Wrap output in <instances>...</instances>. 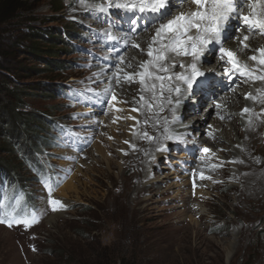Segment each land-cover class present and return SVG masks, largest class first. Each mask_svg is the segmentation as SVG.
I'll list each match as a JSON object with an SVG mask.
<instances>
[{"label": "rangeland", "instance_id": "1", "mask_svg": "<svg viewBox=\"0 0 264 264\" xmlns=\"http://www.w3.org/2000/svg\"><path fill=\"white\" fill-rule=\"evenodd\" d=\"M10 3L13 7L19 6L12 17L3 10V6ZM86 3L92 5L86 7L89 13L85 16L74 15L75 18L71 10L81 4L80 0H0V10L3 12L0 13V61L6 60L7 63L30 69L42 68L36 64L34 57L20 55L25 44L20 40L21 36L31 26L41 30L60 29L67 36V41L62 40L66 45L58 43L55 48L62 49L57 59L64 62V70L38 75L24 74V78L18 79L19 83L49 82L64 89L65 94L61 98H31L24 103L27 111L45 115L55 122L64 136H59L57 142H54L52 135L46 136V144H53V149L41 157L42 165L56 177L59 184L56 190L50 192L36 184L37 176L31 169L19 172L30 193L33 209L42 214L37 223L27 228L23 224H14L12 227L0 224V264H119L120 261L128 264H229L231 254L226 244L231 240L223 234L240 227L233 225L235 215L231 208H220L217 201L207 206L198 200L205 194L203 188L211 185L207 184L209 182L199 183L195 176L198 170L195 164L201 163L202 157H207L203 155V145L193 146L192 140L197 142L200 136L198 131L194 132L195 139H180L173 144L174 147L168 144L159 158L154 159L150 174L142 184L149 189L140 196L139 199L143 200L140 204H135L133 194L117 197L111 190L113 180L100 174L110 173L112 179L121 175L122 164L119 162L116 161L114 169L110 170L107 166V162L112 159L109 150L119 156L123 154L124 148L119 141L134 128L135 115L129 110L128 100H122V108L114 107L119 105L117 101L108 103L111 96L118 93L115 89L113 93H102L107 85L101 81L102 77L88 79V76L92 69L112 73L106 69L114 68L119 58L126 57L127 50L131 51L130 58L134 62L141 52L136 48L121 50L124 41H134L133 36L125 30L131 26L134 28L131 20L135 19L129 18L125 9L121 10L124 30L117 19L121 16H115L111 8L105 12L98 10L104 0ZM184 3L189 4L191 0H185ZM54 4L60 7L56 14L53 12ZM177 10L179 8H172L170 15L154 23H166L175 16ZM150 18L146 19L149 24L152 22ZM136 20L141 28L135 34H144L148 29L146 21ZM236 31V34L240 32L237 28ZM106 32L119 39L108 41L104 35ZM115 43L119 46L116 47ZM40 45L41 49L44 48ZM213 56L208 54L200 61L201 65L215 66L220 58L219 51L214 50ZM181 64L177 67L180 68ZM225 68L230 70V76L226 79L232 78L231 72L236 69L231 64ZM237 72L240 77V72ZM227 82L231 83L232 79ZM252 84H248L249 89L258 88L257 82ZM238 85L234 82L232 90H238ZM222 92L225 94L226 91L215 92L210 99L203 101L199 96L202 93L196 91L192 102L184 103L180 113L187 107L208 111ZM104 118H111V123H105ZM215 118L218 116L215 115ZM222 120L227 123V119ZM113 127L117 128L114 132L111 131ZM202 128L209 130L212 123L208 122ZM108 130L111 133L109 135L106 132ZM221 144L228 148L231 146L225 142ZM9 159L14 160L12 156ZM216 184L219 190L213 194L222 197L230 182L224 180ZM49 197L64 202L66 207L52 211ZM21 214L24 215V211ZM199 216L211 220L204 225V229L209 227L211 232H204V236L216 238L219 254H213L207 246H199L193 229L190 233H184L186 226L199 227ZM256 231L244 243L243 255L237 257L236 264H241L246 258L250 259L247 264H264L258 252L259 246L264 245V223L259 224ZM221 239L227 240L226 243ZM249 254L253 256L248 257Z\"/></svg>", "mask_w": 264, "mask_h": 264}, {"label": "bare ground", "instance_id": "2", "mask_svg": "<svg viewBox=\"0 0 264 264\" xmlns=\"http://www.w3.org/2000/svg\"><path fill=\"white\" fill-rule=\"evenodd\" d=\"M86 1L91 2L93 0ZM184 1L173 0V8H179V10L175 12V16L179 15L181 12L187 13L192 8L190 5L192 3L185 4ZM107 2L108 0H104V4H107ZM116 2H125V0H116ZM71 4H69V7ZM192 9V11H194L196 7ZM111 10H113L115 16H121L120 18L117 17V19L119 21V26L125 30L124 23L121 22V19H124L121 10L124 9L112 7ZM71 11L73 17L76 18V16H85L88 14L89 8L87 9L84 5L79 4L77 7H73ZM127 12L131 19H142V21H146L149 32L147 29L144 34L138 35L131 31V26L129 30L125 31L133 36L134 41H124L121 50L127 48L134 49L135 47L132 45L135 43L140 46L136 49H139L137 51H140L141 55L137 56V61L134 62L132 58H130L132 56L131 51L127 50L125 51L126 57L117 58L118 64L114 68L106 69L111 70L112 73H108V71L105 70L98 71L97 69H92L88 76V79L92 77H102L101 81H104L107 85H104L105 88L102 89L101 92L105 93L104 90L110 88L111 91L109 93H113L112 90L114 89L118 93L115 95L116 99L113 100V103L117 101L119 105L114 107L122 108L123 106L120 105L123 102L122 100H128L129 110L135 115L134 128L119 141V144L124 148L123 154L119 156L113 150H109L112 159L107 162V166L111 170L114 169L116 163L119 162L122 164L121 175L115 176L112 179L110 173L100 174L109 180H113L111 186L113 194L117 197L119 196V198L133 194V196L135 195V204H140L143 202L142 199H139L140 196L145 194L149 189L142 184L145 179L147 180L150 174V168L153 165L154 159L159 158L168 144L174 147L173 144L180 139H186L188 137L195 139L194 132L198 131L200 136L197 142L192 140L194 142L193 146L198 147L203 145L204 148H208L210 151L207 153L204 152L203 155L205 154L207 157H202L201 163L197 162L195 164L196 169H198L195 171V176L198 177L197 180L199 183L209 182L207 184H211L205 188H203L204 184L201 185L205 190L203 191L205 194L198 198V200H201V202L207 206L217 201L220 208L232 209L235 215L233 225H239L240 228L232 232H225L223 236L231 240L229 244H226V248L231 254L229 264H236L237 257L243 255L244 243L249 240V236L257 233V231L255 232V228L259 224L264 223V80L257 78L264 77V65L259 63V60L262 58L261 53L257 51V49H264V35L259 32H248L242 21L236 19L230 20L228 34L233 38L225 40L223 47L231 50L235 54L242 68H245L246 74L240 75L239 77L236 74L238 73L237 70H234L235 72L231 70L232 78L226 79L230 76L228 72L230 70L227 69L226 71L225 68V66L229 64L226 60L227 56H225L224 60L219 58L215 62L217 63L215 66H202L199 61L197 66L200 71L205 73V76L200 78L201 83L205 81L202 83H206L205 87L197 88L191 93L185 91L183 95L178 96L175 92H169L167 89L169 86H181L182 89L186 88V86H182L179 81L175 80L173 74L189 71L187 68H178L177 66L179 63L184 65L190 64L192 62V57L168 53V58L160 62L169 69L167 73H157L155 67L142 68L141 64L150 59L146 54L148 45L151 43L152 37L155 35V29L159 27V24H155V21L150 22V24L147 22L149 20L146 19L151 16L150 14H141L138 11ZM241 12L245 15L248 14L249 9L247 8V0H243ZM236 28L240 31L237 34ZM251 34H254V36L251 37ZM246 35L249 36V40L245 41V43H247L249 47L244 49L240 41L243 40ZM115 44L116 47L119 46L117 43ZM141 49H143V51H141ZM209 54L214 57V50ZM252 56H256L257 59H250ZM203 59L204 57L201 60ZM122 60L123 63L121 62ZM210 60H212V58ZM173 64L176 66L174 67ZM90 65H93V63ZM209 71L212 72L208 73ZM133 73L137 75L133 76L132 81L124 78ZM141 73H150L151 75L141 76ZM156 75L164 77L173 76L171 81L167 79L164 81L163 97L160 95L161 82L155 79ZM118 77L119 83L117 82ZM240 78H242L243 81H241ZM231 79V83L227 82L229 80L231 81ZM142 80L143 83L141 82ZM253 81L258 83V88L249 89L248 84H252ZM234 82L237 84L239 83L237 86L238 90H232ZM243 82L245 84H243ZM217 83H221L222 87H224L223 90L221 87H217ZM153 84L156 86L155 90L152 88ZM228 85L230 87H228ZM224 90L226 91L225 94L222 92V94L220 93L219 96H217L219 99L216 103L220 105V107H216V103L212 105V108L208 111L204 108L194 110L187 107L183 113H180L184 103L192 102L191 98L194 99V93L196 91L202 93V95L199 96L205 101V99L208 100L210 96L215 95V92ZM247 94H251L255 99H246L245 97ZM119 95H122V97L120 98ZM141 96L144 97L143 101L141 100ZM169 97L173 100L172 104L166 103ZM176 99L180 100L179 105H176ZM148 102L153 104L151 110L148 108ZM161 106H163V111L160 110ZM245 108L249 111L244 112L243 110ZM133 109H139V111H133ZM173 109H175V115L178 117L175 123H171ZM215 115H217L218 118H215ZM222 118L227 119V123L224 122ZM110 119L104 118L103 120L105 123L109 124L111 123ZM165 120L170 122L168 124L169 134L176 138L171 140L164 138ZM208 122L212 123V128H209V130L203 129L202 127ZM116 129L117 128L113 127L111 131L114 132ZM106 132L108 135L111 134L109 130ZM144 133H147L148 136L153 137V139H147ZM125 141H127V143H125ZM222 142L229 143L233 148H231V146L229 148L228 146L226 147L221 144ZM98 162L102 164V161L99 160ZM218 165H221V167L217 168ZM224 180H229L230 185L225 187L226 191L223 193L222 197H217L213 194L214 191L219 190V185L216 183H222ZM212 183L214 185H212ZM209 221L211 220H205L204 217L199 216V227L192 228L186 226L184 233H190L193 229L198 239L199 246H207L212 250L213 254H219L216 250V238L208 239L204 236V232H211L209 227L204 229L205 223ZM221 240L225 243L227 241L225 239ZM258 252L259 259H264V245L259 246ZM250 256H253V254L248 255V257ZM249 260L250 259L246 258L244 261L242 260V263L247 264Z\"/></svg>", "mask_w": 264, "mask_h": 264}, {"label": "snow or ice", "instance_id": "3", "mask_svg": "<svg viewBox=\"0 0 264 264\" xmlns=\"http://www.w3.org/2000/svg\"><path fill=\"white\" fill-rule=\"evenodd\" d=\"M181 2H183V0H181ZM80 3L85 7H92L91 4L86 3V0H80ZM191 3L196 6V10L187 13L181 12L179 15L167 20L166 23L159 24V27L155 29V35L152 37L151 43L148 45L146 54L150 59L141 64L142 68L155 67L157 73H167L169 69L160 62L168 58V53L191 56L192 62L190 64L179 65V67L187 68L189 71L173 74L175 80L179 81L182 86H186V88L182 89L181 86H169L167 89L169 92H175L178 96L183 95L185 91L191 93L197 88L205 87V84H202L200 79L205 76V73L199 70L197 63L210 52H213V50L219 51L221 60H224L225 56H227V63L231 64L232 68L238 70L241 75L246 74L245 68L240 66L235 54L222 46L225 40L233 38L228 34L230 20L236 19L242 21L248 32H259L264 35V0H247V8L249 9L247 15L241 12L243 0H191ZM112 7L133 12L138 11L141 14H150L152 21H162L166 16L171 14L173 0H125V2L108 0L107 4L102 3L98 10L100 12H105L108 8ZM131 23L135 25L136 20H131ZM131 31L135 32L136 29L132 28ZM105 36L108 41H116L119 39V37L112 35L110 32H106ZM247 40H249V36L246 35L243 40L240 41L244 49L249 47L248 44L245 43ZM132 46L135 48L140 47L135 43ZM141 51H143V49H141ZM257 51L261 53L262 57L259 63L264 65V49H257ZM250 59L256 60L257 57L252 56ZM121 62L123 63V60ZM173 66L175 67L176 65L173 64ZM134 75L137 74H129L124 78L132 81ZM140 75L149 76L151 74L141 73ZM257 78L264 80V77ZM155 79L161 82L160 95L163 97L164 81L166 79L171 81L173 76L164 77L156 75ZM117 82L119 83V77L117 78ZM141 82L143 83V80ZM155 87V84H153V90H155ZM89 91H91V89H89ZM110 91V88L104 90L105 93H109ZM95 95L100 96L99 93H95ZM245 98L255 99L251 94H247ZM115 99L116 97L113 94L111 99L108 100V103L111 104ZM141 100H144L143 96H141ZM166 103L172 104V98H167ZM175 103L179 105L180 100L176 99ZM152 107L153 104L148 102L149 110H151ZM216 107H220V105H216ZM160 110L163 111V106H161ZM133 111H139V109H133ZM172 111L173 116L171 123H175L178 117L175 115V109ZM243 111L247 112L249 110L245 108ZM169 123L170 122L167 120L164 121V138L171 140L176 137L169 134ZM144 136L149 140L153 139V137L148 136L147 133H144ZM125 143H127V141H125ZM202 151L207 153L210 150L204 148ZM49 191L51 192V186H49ZM48 203L51 210L54 212L66 207L64 202L58 199H52L51 197H49ZM22 211L25 212L24 215H21ZM28 212H30V215ZM41 214L42 213L38 210L30 209L25 211L18 195H14L11 198L10 204H5L3 200L0 199V224H6L8 227H12L14 224H23L26 228L30 227L33 223L39 221V216Z\"/></svg>", "mask_w": 264, "mask_h": 264}, {"label": "trees", "instance_id": "4", "mask_svg": "<svg viewBox=\"0 0 264 264\" xmlns=\"http://www.w3.org/2000/svg\"><path fill=\"white\" fill-rule=\"evenodd\" d=\"M3 10L12 17L19 10V6L5 4ZM59 11L60 7L54 4L53 12L56 14ZM64 33L60 29L41 30L31 26L21 36L20 40L25 44L20 55L34 57L36 64L42 66L41 69L26 68L7 63L6 60L0 61V199L5 204H10L11 198L18 195L25 211L34 209L28 188L22 182L19 172L31 169L37 176L36 184L46 190L51 186V192L56 190L59 186L56 177L42 165L41 157L53 149V144H46V136L52 135L54 142H57L63 134L55 122L45 115L27 111L24 103L31 98H61L65 92L62 87L49 82L19 83L18 79L24 74L38 75L64 70V62L57 59V54L62 49H55L58 43L66 45L62 41H67ZM39 44L44 48L41 49ZM11 156L14 160L9 159ZM119 264L128 263L120 261Z\"/></svg>", "mask_w": 264, "mask_h": 264}]
</instances>
